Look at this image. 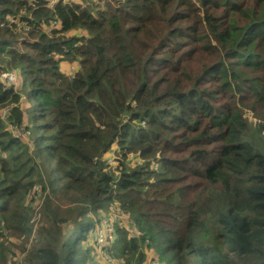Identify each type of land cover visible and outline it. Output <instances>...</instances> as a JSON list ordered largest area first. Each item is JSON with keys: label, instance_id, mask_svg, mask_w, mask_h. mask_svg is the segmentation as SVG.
Wrapping results in <instances>:
<instances>
[{"label": "trees", "instance_id": "obj_1", "mask_svg": "<svg viewBox=\"0 0 264 264\" xmlns=\"http://www.w3.org/2000/svg\"><path fill=\"white\" fill-rule=\"evenodd\" d=\"M49 5L0 0V72L19 77L0 82V111L34 147L0 114V264L33 235L37 187L51 238L26 264H95L90 232L112 204L132 220L108 250L121 264L150 249L161 264H264V0Z\"/></svg>", "mask_w": 264, "mask_h": 264}, {"label": "rangeland", "instance_id": "obj_2", "mask_svg": "<svg viewBox=\"0 0 264 264\" xmlns=\"http://www.w3.org/2000/svg\"><path fill=\"white\" fill-rule=\"evenodd\" d=\"M65 1H67V0H65ZM103 3H104V1L101 2L102 5H103ZM24 31L28 32V30H24ZM49 31L52 32L53 30L49 29ZM75 34L77 36L81 37L85 33L82 32V31H78ZM69 63L70 62L62 63L61 68H62L63 71H65L66 65H68ZM78 63H76L77 66H78ZM72 64L73 63H70V65H72ZM80 67L81 66H80V63H79V69H80ZM79 69H78V71H79ZM14 70H16V69H9V71H6V72L14 73L15 72ZM23 98L25 99V97H23ZM24 99H22V100L24 101ZM26 100H28L27 97H26ZM25 106H27V105H25ZM250 119H253L252 115H250ZM34 138L35 137H33V139ZM33 149L30 150L31 154L34 152ZM114 158L115 157L113 156L111 158V160L112 161L115 160ZM36 160L38 161V163L40 165L39 168L41 169V175L45 176V171L46 170L48 172L50 171L49 170L50 162L48 161L47 158H42V157L41 158H37L36 157ZM54 165L55 164L53 163L52 166H54ZM47 192H48V196H49L50 190H48ZM119 208L120 207H119L118 204H116V205L112 204V207L109 208L107 212H104L101 216L96 217L94 219L95 222L99 223V222L103 221L104 219H110V220L113 221L114 226L126 224V222H128L129 220L132 223V220H131V218L129 216L130 214L129 215L128 214L122 215L120 213V211H119ZM122 213H124V212L122 211ZM91 217H93V215H91ZM32 219L36 220L35 223H34L32 237L29 240L23 239V238H19V239L13 238L11 245L9 244V246L11 247V250L13 251V253H12L13 256L11 255V257H9L10 259L8 260V264H13L16 257H20L21 259H23V263L26 264V260L28 258L29 252L32 250V248H34L35 246H38L40 243H42V241L49 240L51 238L50 233H48V231L50 230L51 223H50L49 220H47L45 218L44 213H43V207H41V209L39 211H36V213L35 212L33 213V218ZM36 225H37V227H35ZM98 225H100V223ZM125 227H128V226L125 225ZM44 230H45V235L40 234V232H43ZM91 233H92V231L90 232V234ZM92 241H93L94 249H93V253H92L91 257H94V259H95V261H93V263H95V264H110V261H109L110 257L113 258V260H115L117 262V264H121L122 263L121 260H117L116 258H114L113 255H109L110 257L109 256L106 257L104 255V253H103L104 251H103L102 245L99 244L98 238H96V235L92 236ZM110 241H111L110 239H107V241H106V245L108 243H110L109 250L111 249V245H112V242H113V241L112 242H110ZM105 250H106V248H105ZM147 253L149 254V256H152V254L154 252L150 249L149 251H147ZM96 260H97V263H96ZM163 260H164V262H163L164 264H169V261H168L167 257H165ZM147 262H151V258H149V260H148V257H147V260L145 261V263L147 264ZM132 263H133V261H132ZM123 264H125L124 260H123Z\"/></svg>", "mask_w": 264, "mask_h": 264}, {"label": "built area", "instance_id": "obj_3", "mask_svg": "<svg viewBox=\"0 0 264 264\" xmlns=\"http://www.w3.org/2000/svg\"><path fill=\"white\" fill-rule=\"evenodd\" d=\"M49 1H50V5H49L50 8H53L59 2V0H49ZM15 23H17V25L23 26L24 30H29V26H27V24L19 23L18 21L14 20L13 18L8 21V25H13ZM53 24L56 28L59 27V25H56L55 23H53ZM2 26H4V25H2ZM0 82L7 85L10 88L14 87L17 89V87L19 85V77H18L16 72L8 73L6 71H1L0 72ZM0 114H1L2 120L4 121L7 129L11 132L13 137L15 139L25 141L29 145L30 149L32 150L34 147H33V144L30 140V137L32 134L31 130L25 125L14 126L13 124L10 123V121H9V119H10V108L2 109L0 111ZM111 158H109L108 161H109L110 165H113V164H115V162L112 161ZM35 193L38 196V198H40V201L37 202V204L34 206L35 213H36V211H39L41 209V207L43 205V201L45 199V194L48 195V192L42 193V190L39 187H37L35 189ZM119 211L122 215L126 214L121 208H119ZM122 211L124 213H122ZM35 219H32V221H31V223L33 224V228H34V223L36 221ZM99 223H100V225H98ZM99 223L96 222V226L92 230L91 235L92 236L96 235V238H98L99 244L102 245V248L104 251L103 253L107 257V256H109L108 250L110 247V243H108L106 245V241H107V239H110L111 240L110 242H112L116 239L115 226H114L113 221L110 219H104L103 221H101ZM35 227H37V225ZM136 234L137 233L132 232L130 237L136 236ZM105 248L107 251L105 250ZM146 255L148 257V260H149V258H151V262H147V264H161L160 261H158L156 259V255L152 254V256H149L147 251H146ZM109 261H110V264H117V262L115 260H113V258H111V257L109 258ZM13 264H24L23 259H21L20 257H16Z\"/></svg>", "mask_w": 264, "mask_h": 264}, {"label": "crops", "instance_id": "obj_4", "mask_svg": "<svg viewBox=\"0 0 264 264\" xmlns=\"http://www.w3.org/2000/svg\"><path fill=\"white\" fill-rule=\"evenodd\" d=\"M78 62H74L72 65L68 64L66 65V68H65V71H63L64 73H67L68 75H75L76 72L78 71L79 69V63H78V66L77 64Z\"/></svg>", "mask_w": 264, "mask_h": 264}]
</instances>
